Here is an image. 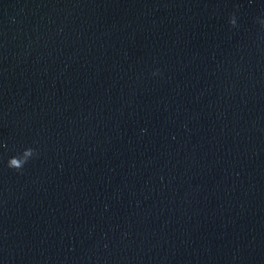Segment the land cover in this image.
Wrapping results in <instances>:
<instances>
[{
  "label": "water",
  "instance_id": "water-1",
  "mask_svg": "<svg viewBox=\"0 0 264 264\" xmlns=\"http://www.w3.org/2000/svg\"><path fill=\"white\" fill-rule=\"evenodd\" d=\"M259 19L264 0H0V264H264Z\"/></svg>",
  "mask_w": 264,
  "mask_h": 264
},
{
  "label": "clouds",
  "instance_id": "clouds-1",
  "mask_svg": "<svg viewBox=\"0 0 264 264\" xmlns=\"http://www.w3.org/2000/svg\"><path fill=\"white\" fill-rule=\"evenodd\" d=\"M228 23L233 27L236 26L237 21L235 15L229 17ZM258 23L262 28H264V19H259ZM157 74H158L157 72H153V75H157ZM36 155H38V153L36 152L35 149L31 147L25 148L22 151H20L19 154L14 155L7 160V167L16 170L17 172H22L26 163Z\"/></svg>",
  "mask_w": 264,
  "mask_h": 264
}]
</instances>
